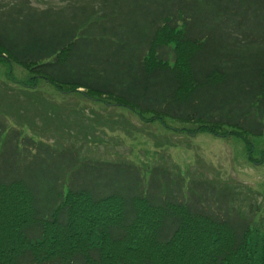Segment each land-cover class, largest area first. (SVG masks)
<instances>
[{
    "label": "trees",
    "instance_id": "trees-1",
    "mask_svg": "<svg viewBox=\"0 0 264 264\" xmlns=\"http://www.w3.org/2000/svg\"><path fill=\"white\" fill-rule=\"evenodd\" d=\"M58 1L0 0V264H264V215L247 202L243 215L229 187L90 158L78 144L102 113L84 107L91 126L65 135L77 110L37 94L48 83L144 124L238 137L250 158L264 133V0Z\"/></svg>",
    "mask_w": 264,
    "mask_h": 264
},
{
    "label": "rangeland",
    "instance_id": "rangeland-1",
    "mask_svg": "<svg viewBox=\"0 0 264 264\" xmlns=\"http://www.w3.org/2000/svg\"><path fill=\"white\" fill-rule=\"evenodd\" d=\"M32 2L41 7L60 3L58 0H32ZM212 20L213 18L209 22ZM207 22L208 20L203 16H198L195 24L197 27H203ZM3 69L4 67H0V80L5 77ZM19 71L20 68L13 67V72ZM40 91L42 94H37L44 100L65 107V114L69 112V108L77 110L73 115L70 113L65 115V124H63L65 135L75 134L76 129L84 130L91 126L88 120H84L82 115H79V110L84 107L87 109L81 112L93 117L102 113L103 121L93 124L96 128L91 131H94L95 136L89 137L90 142H83V139L78 137L71 138L84 143V146L82 143L78 144V147L82 146V153H86L90 158L96 157L100 160L122 158L144 165L164 164L180 174L182 172L185 179L193 180L199 185H203L204 181H210L217 187H229V191L236 195L234 197L240 198L231 203L238 204L243 210V215L251 217L246 211L247 203L253 207L254 218L264 215V160L259 163L261 155L264 154V133L251 135L254 148L248 150V154L251 155L249 158L244 141L238 137H217L207 132L188 136L165 129L157 121L144 124L124 107H101L74 93L60 94L48 83H42ZM56 125L58 124L53 123V126ZM46 137L59 140L58 136ZM128 153L129 155L126 156ZM214 197H218L216 193Z\"/></svg>",
    "mask_w": 264,
    "mask_h": 264
}]
</instances>
